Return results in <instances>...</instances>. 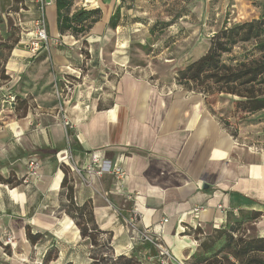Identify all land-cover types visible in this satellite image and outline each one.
Returning <instances> with one entry per match:
<instances>
[{
    "label": "crops",
    "instance_id": "crops-1",
    "mask_svg": "<svg viewBox=\"0 0 264 264\" xmlns=\"http://www.w3.org/2000/svg\"><path fill=\"white\" fill-rule=\"evenodd\" d=\"M16 1L0 0L2 28L8 20H14L10 9ZM134 1L73 0L70 14L79 9L101 12L99 21L84 36L74 37L69 32L59 33L55 0H46L44 16L49 41L43 49L46 53L41 52L46 57L39 59L41 54L27 51L22 38L5 61L4 74L9 81L0 86V98L6 99L8 90L19 93V85H15L20 79L36 81L38 61L43 66L47 62L53 64L54 71L61 75L54 78L59 80L79 61L72 49L84 43L91 51L83 67L85 80L65 106L71 127L62 123L55 105L45 103L51 101L50 96L36 99L45 103H38L42 108L39 113L31 105L21 113L15 103L8 105L3 100L8 106L0 115V264L91 261L88 253L93 247L87 238H81L72 217L65 212L63 168L68 178L71 176L76 182L64 160L68 150L77 168H84L95 152L125 172L121 190L110 176L93 180L98 194L103 193L109 197L107 200L100 195L90 196L80 186L73 188L75 204L89 208L93 225L109 239V254L113 257L160 264L156 248L135 236L129 224L130 208L137 214V230L148 231L160 242L174 258L173 264L195 263L203 241L216 230L228 232L235 228L241 218L239 236L246 240L264 239V150L246 147L240 136L230 135L212 115L211 105L201 92L195 94L190 86L179 84L157 87L148 79L146 67L131 64L124 17L133 11ZM187 3L196 14L210 10L213 4L229 8L230 12L235 10L237 18L228 20L229 26L264 14V0ZM26 4V0L18 3ZM117 8L120 18L112 29L109 20ZM22 12L20 19L29 26L26 35L32 41V23L38 18L35 4ZM204 46L205 50L184 67L206 53L209 43ZM175 61H165L169 64L163 78L176 76L170 66ZM178 86L180 91L176 90ZM8 113L12 115L7 116ZM31 160L40 164V170L36 178L28 177L24 182ZM7 180L10 183H5ZM126 194H131L133 201L125 206ZM195 208L200 210L194 212ZM254 212L260 217L252 219ZM164 219H168L167 224H163ZM27 230L32 235L40 234L41 239L29 242ZM49 251L57 252V257L44 262ZM103 254L106 255L104 251ZM252 255L261 258L264 254Z\"/></svg>",
    "mask_w": 264,
    "mask_h": 264
},
{
    "label": "rangeland",
    "instance_id": "rangeland-1",
    "mask_svg": "<svg viewBox=\"0 0 264 264\" xmlns=\"http://www.w3.org/2000/svg\"><path fill=\"white\" fill-rule=\"evenodd\" d=\"M20 1L24 0H17L16 4L14 3L13 7L10 9V11H12L11 16H13L15 21L10 19V21L8 20L7 24L4 25V28L0 26V41L6 40L9 43H13L23 38L25 44L28 45L30 43L32 37L26 35L30 31L29 26H26V23H22L20 15L23 13L22 11L28 7L31 8L34 4L38 14L37 4L30 3L26 0V6L18 5ZM187 2L188 0H136L134 1L135 7L133 11L124 17V20H126L125 33L130 39V45L127 51L130 53L131 64L133 66L146 67L148 79L157 87L164 86L165 84L166 86L170 85V87L176 85L174 80L175 77L173 79L170 77L163 78L168 70L165 68V66L169 64L165 62L167 59H176L175 63H172L170 66L173 67V72L177 73L188 61L195 59L205 50L204 44L207 46L212 36L218 33L224 25L229 27L228 20L232 22L234 18H237L236 12H234L235 10L230 12L229 8H221V6H217L216 4H213L210 10L204 11L201 14L192 13L189 10ZM15 9L16 12H14ZM41 47L40 51L36 54H41L39 59H44L46 56L41 52L44 51L45 45L43 44ZM78 47V49H72L71 52L77 55V60L79 61H77L76 66H71L69 69H81L82 74H85L86 71L85 68H83L84 63L85 60L89 58L91 51L89 53V49H87L84 43L80 44ZM26 50L28 51V47ZM44 52L46 53V51ZM243 57H258V54L254 51L252 52L251 44H245L235 47L231 54L224 56L223 59L226 64L233 65L238 60L243 59ZM37 63L39 64H36V81L22 78L15 85L16 87L19 85V93H8V90L6 91L7 98H0L1 116L4 115L1 110H6L7 106L12 103L18 102L22 104V108L20 109L22 113L27 106L32 104L31 100H36L39 96L44 97V95L46 97L50 96L51 98V101L46 100L45 103L50 102L49 104L51 106L55 105V108L58 107L55 89H60L62 87V78L59 80L54 78L58 74L54 71L53 64L47 62V64L43 66L39 61ZM4 68L5 62L2 65L3 70ZM134 70L138 71V68H134ZM65 72L66 73H64L62 77L67 75L73 78L75 83L76 81H80L74 77L75 73L71 70H66ZM60 76L61 75H58V77ZM8 81L9 79L0 77V86L5 85ZM10 84L11 83H8V85ZM176 90L180 91L181 88L178 86ZM194 91L195 94H198V90ZM15 96L17 98H14ZM216 97V94L211 95L209 98H206V101L211 105L212 115L219 120L221 125L223 124L222 127L226 129L230 135L235 136L237 134L240 136V141L244 146H255L258 149L262 148L264 150V111L252 115L242 113L239 110L233 111L234 101L237 100L236 98L220 95V97H218L219 100H216ZM3 100H6V103L9 104L3 103ZM36 102L37 104H45L44 102H39V100ZM11 115L12 113L7 114V116ZM65 163L68 165L67 168L70 169V173L72 172L75 176L76 182L71 179L74 189L80 186V188L82 187L84 190L88 191L90 196L100 195L104 200H107V196L103 193L98 194V186L93 181L94 179H103L107 175L100 178L97 176L89 177L85 171H83V168H77L71 161L67 163V160H65ZM75 167L80 170V173L75 170ZM75 183H77V185H75ZM107 198L109 199V197ZM124 205L126 206L127 204L124 203ZM135 236L137 235L135 234ZM106 248L107 249H103V251L109 254L110 247L106 246ZM99 250L100 249L93 248L91 252L88 253V258L91 259L89 264H97L93 260L100 258ZM52 252V257L56 258L57 252ZM125 258L130 259L132 264H140L135 258ZM261 260L264 261V256H261ZM123 262L124 261H121L120 264Z\"/></svg>",
    "mask_w": 264,
    "mask_h": 264
},
{
    "label": "trees",
    "instance_id": "trees-1",
    "mask_svg": "<svg viewBox=\"0 0 264 264\" xmlns=\"http://www.w3.org/2000/svg\"><path fill=\"white\" fill-rule=\"evenodd\" d=\"M72 3L73 0H55L57 29L60 34L69 32L74 37L84 36L91 26L99 21L101 12L98 9H79L70 14ZM119 18L120 13L117 8L110 17L109 27L114 29ZM16 43L17 41L13 43L0 41V77L3 79L8 77L4 74L2 65ZM208 43L204 55L176 73V84L190 86L193 91L198 90L206 98L214 94L217 95L216 100H219L220 95L236 98L233 111L239 110L248 115L264 111V14L258 19L241 21L229 27L224 25ZM245 44H251L252 52H256L258 57H243L233 65L226 64L223 57L230 55L235 47ZM15 104L19 110L22 108V104L18 102ZM65 169L63 168L64 177L61 183V188L66 190L65 212L72 217L81 238H87L93 248L100 249V258L93 261L97 264H120L121 261H124L122 264H132L125 256L113 257L108 253L103 254L109 239L107 238L105 243L100 242L99 235L104 233L93 225L89 208L86 205L78 207L75 204L72 180L68 178ZM5 183L10 182L7 180ZM251 216L252 219H257L260 214L254 212ZM242 224L241 218L237 221L236 227H232L233 229L228 232L216 230L206 241H203V243L210 242L207 247L203 246V243L200 244V256L198 254V257L195 256L193 264H264L261 258L252 255L264 254V239L246 240L239 236L237 232ZM26 237L31 243L41 239L40 234L32 235L29 230L26 232ZM202 240H205V237ZM52 254L53 252L49 251L43 261L55 260ZM229 256L234 261H231Z\"/></svg>",
    "mask_w": 264,
    "mask_h": 264
},
{
    "label": "built area",
    "instance_id": "built-area-1",
    "mask_svg": "<svg viewBox=\"0 0 264 264\" xmlns=\"http://www.w3.org/2000/svg\"><path fill=\"white\" fill-rule=\"evenodd\" d=\"M36 4H37V10H38V18L35 19L33 22L34 38L27 45L28 51L33 55H35L36 53L40 51V49L42 48L41 45L43 44L47 45L48 39H49L47 35V31H46V21H45V16H44V10H45V7L48 5V3L46 2V0H37ZM240 16L241 15H239V17ZM69 70L74 72L75 73L74 77L80 81H76L75 83L73 78L66 75L65 77H62V87L60 89L59 88L55 89V93H56V97L58 101V107L55 108L57 109L56 113L61 118L62 123L65 126H67V123L69 124V121L65 115L64 107L71 101L76 88L82 86L85 80V76H84L85 74L84 73L82 74L81 69H74V70L69 69ZM31 102H32L31 104L32 109L36 113H39V111H41L42 108L37 104L36 100L33 99L31 100ZM69 127H71L70 124H69ZM89 157H90L89 162L83 168V171H85V173L89 177L97 176L98 178H100L104 175L110 176L115 180L119 189L121 190L123 186V181L125 179V172L122 169V167L118 164H113L107 160L102 159L95 152L91 153ZM64 160H67V163L70 161L71 163H73L72 154L70 150H68L66 154L64 155ZM39 170H40V164L37 161H33V160L29 161L27 163V178L25 179L24 182H26L28 177L36 178L38 176ZM75 170L78 173H80V170H78L76 167H75ZM132 201H133V196L131 194H126L124 198V202L130 203ZM218 208L222 209L221 206H219ZM199 210H200L199 208H195L194 212H198ZM129 213H130L129 224L131 225V227H133V231L135 232V234L141 241L151 244L156 248L158 252V257L160 258V264H171V263L173 264V262H175L174 258L172 257L170 252L161 245L160 242L156 241L149 234L148 231L137 230L136 224H137L138 218L133 208L129 209ZM167 223H168V219H164L163 224H167ZM182 230L187 231L188 229L183 228ZM99 240L100 242L105 243L107 242V236L105 234H100ZM7 242L11 246L14 245V243H11L9 238L7 239ZM176 264H182V263H176Z\"/></svg>",
    "mask_w": 264,
    "mask_h": 264
}]
</instances>
